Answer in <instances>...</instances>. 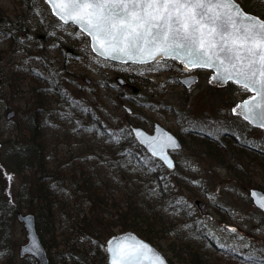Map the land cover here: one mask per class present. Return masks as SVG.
I'll return each mask as SVG.
<instances>
[{"label": "rangeland", "instance_id": "obj_1", "mask_svg": "<svg viewBox=\"0 0 264 264\" xmlns=\"http://www.w3.org/2000/svg\"><path fill=\"white\" fill-rule=\"evenodd\" d=\"M27 1L28 8L19 0H0V158L9 146L5 140L12 137L14 122L24 116L31 103L30 88L38 82L44 85L48 99H54L58 95L51 91L52 83L49 82L56 80L62 93L65 92L72 103L81 108L96 104V110L105 123L107 121L124 128H128L129 122L145 126L150 120L158 119L164 125L175 129L174 108L169 111L163 103H172L177 110L186 108L190 115L197 109H205V105L203 108L199 105V100L192 104L194 94L190 96V104L185 106L182 105V94L172 95L173 99L168 93L153 94L152 91L135 95L130 87L118 82V77H123L120 73L133 71L134 65L105 61L97 57L89 47V39L84 36L77 37L76 33L79 31L75 27L57 20L44 0H25ZM250 1L254 4L256 14L264 18V0ZM61 40L66 45L60 47ZM25 67L34 68L37 72L35 76ZM206 79L207 77L201 83L204 87H208ZM204 87L200 89L206 90ZM176 89L180 91L177 85L174 90L177 91ZM221 93L222 91H211L208 95L203 93V96L210 100L206 115L220 116L216 117L220 123L208 131L225 140L220 131L238 128L239 123L231 122L232 126L228 123L227 119L231 116L224 109L227 107L226 103L218 101ZM53 105L55 112L50 115L51 121L45 124L44 130L45 138L53 149L52 155L56 156L66 152L67 146L72 148L73 139L76 144L78 127L71 122V110L63 102L61 105L54 102ZM217 107L222 111L215 112ZM126 108H131V114L126 112ZM8 111H13L9 118L6 117ZM190 127L196 126L190 123ZM83 131L85 134L82 137L93 138L84 129ZM182 136L186 142L176 152L178 161L174 171L161 167L157 161L151 159L148 164L150 168L145 164L137 174H133L137 170L132 173L139 177H135L136 188L145 193L147 186H150L153 192L151 201L167 207L163 212L166 215L167 231L154 242H149L171 264H181L175 256L181 238L191 240L198 229L197 225H200L199 229L206 234L197 238V242L210 254L209 264H242L220 252L218 247H230L237 253L257 258V261L264 259V213L256 209L248 198L245 201L239 199L246 194L249 184L264 187L262 158L243 153L239 164H236L235 150L229 143H225L221 147H228L232 152L223 156V150L226 149H221L220 153L226 164L222 168L209 155H202L203 148L213 152L214 148L210 144H201L190 139L189 137H196L194 133H184ZM248 136L252 138L251 141H262L264 131L249 128ZM136 148L140 152V147ZM148 168L152 174H159L157 179L144 172L143 169ZM234 169L246 175L236 174ZM10 177L11 189L14 191V186L20 185V176L12 173ZM10 185L7 186L10 188ZM159 185L164 186L167 192L165 197ZM20 212L29 211L24 209ZM12 222L11 240L15 245V256L18 257V246L26 239L25 229L15 218ZM233 228L236 229L235 232L230 231ZM114 232L118 230L115 228ZM195 243L190 242L193 247H196ZM54 256L56 254H53L56 264Z\"/></svg>", "mask_w": 264, "mask_h": 264}, {"label": "trees", "instance_id": "obj_2", "mask_svg": "<svg viewBox=\"0 0 264 264\" xmlns=\"http://www.w3.org/2000/svg\"><path fill=\"white\" fill-rule=\"evenodd\" d=\"M19 1L28 8L29 1ZM237 1L245 10L256 13L252 1ZM25 68L33 77L37 73L34 68ZM49 82L51 91L58 95L48 99L42 82L30 88L31 103L24 116L14 122L12 137L5 140L9 146L1 154L0 264H38L32 256L16 257L14 253L12 221L16 219V212L24 209L35 215L36 229L50 264H54L53 254H56V264H106L104 241L115 228L131 229L154 242L167 231L163 214L167 207L151 201L150 186L145 193L136 188L135 177H139L133 176L154 158L126 128L105 123L96 104L81 108L62 93L56 80ZM54 102L57 105L63 102L71 110L69 118L78 127L76 144L69 134L73 139L72 148L67 146L66 152L56 156L52 155L44 130L55 112ZM83 129L93 138L82 137ZM223 152V156L230 155L232 149ZM149 168L143 169L144 172L157 179L159 174H152ZM134 170L137 172L133 173ZM12 173L20 176V185L14 186V191L9 179ZM159 187L165 197L164 186ZM199 226L191 240L181 238L175 253L181 264H209L210 254L197 242V238L206 234ZM191 241L197 243L196 247ZM217 249L242 264H264V259L257 261L230 247Z\"/></svg>", "mask_w": 264, "mask_h": 264}, {"label": "snow or ice", "instance_id": "obj_3", "mask_svg": "<svg viewBox=\"0 0 264 264\" xmlns=\"http://www.w3.org/2000/svg\"><path fill=\"white\" fill-rule=\"evenodd\" d=\"M46 2L63 24L79 26L76 36L90 38L91 50L105 61L155 62L148 69L155 71L166 66L157 57L171 59L189 70H213V81H231L241 90L254 93L232 112L264 129V20L245 14L234 0ZM136 135L154 157L173 167L166 153V149L177 147L172 136L147 137L139 131ZM257 204L264 209V198ZM126 240L109 241L112 264H165L147 244Z\"/></svg>", "mask_w": 264, "mask_h": 264}, {"label": "flooded vegetation", "instance_id": "obj_4", "mask_svg": "<svg viewBox=\"0 0 264 264\" xmlns=\"http://www.w3.org/2000/svg\"><path fill=\"white\" fill-rule=\"evenodd\" d=\"M61 44L66 45L64 41L61 40L59 43V46ZM158 60H160L162 65H166L165 67H160L155 71H149L148 69L155 64H149V65H139V64H131L128 63V65H134L135 69L133 71H125L123 74L120 73L123 77H118V80L120 81V85L128 86L132 89V92L136 95L137 93L142 94L146 91H152L153 94L155 93H168L170 95V98L173 99L172 95H180L182 94V105H188L190 104V96H192V104H194L196 101H200L199 105L203 108V105H205V109L203 110L197 109L194 111L192 115H190V112L188 109L183 108L180 110H177L174 107V104L172 103H163V106H167L169 111L173 109L174 113V122H175V129L171 128L170 126L164 125L162 122H159L158 119L150 120L145 126H141L138 123H128V129H130L132 126L135 127H141L146 132L152 134L154 132V129L157 125L160 124L162 127L170 131L181 143V146L185 144L186 139L182 136L184 133H194L196 134V137L192 136L189 137L190 139H195L198 143H207L210 144L213 149L212 153L206 152L207 149L203 148L201 153L209 155L212 159H214L220 167H225V161L222 158L221 155V149H227L228 147H221L222 144L229 143L231 145V148L235 150V159L236 164H239V161L242 159L241 155L243 153L250 154V155H256L260 158H262V162L264 163V140L262 141H251V137L248 136V129L249 128H258L260 130H263L259 127H255L245 121L241 116L235 115L232 112V107L238 102L245 98H247L250 95V92L243 91L234 84L231 81L226 82L222 86H214L209 82L211 71L208 69H200V68H194V69H187L185 66L180 63L179 61H174L171 59H163L160 57H157ZM124 64V63H123ZM143 73L141 75L140 73ZM207 77L206 79V85L208 87H204L201 83L203 79ZM175 85L178 86L180 89L175 91ZM232 85V86H231ZM201 87H204L206 90L200 89ZM199 90H203L202 92H198ZM211 91H218L221 92L218 96V101L221 103V101H224L226 103V112H228L229 116L227 121L232 126L231 122L239 123L238 128L231 129V130H222L220 131V134L222 138L225 140H222L220 136H217L215 134H212V132L208 131L211 128H214L218 125L219 120L217 118H220V116H209L206 115L208 113L207 108L210 105V100L206 97L204 98V95H208ZM197 95V98L195 99V96ZM136 99V98H135ZM179 102V100H177ZM212 105V102H211ZM222 111L221 108L217 107L215 112ZM126 112L128 114H131L132 110L131 108H126ZM172 115V113H171ZM192 120V121H191ZM190 123H193L196 127H190ZM264 131V130H263ZM131 136L134 138L136 142L137 139L134 137V135L131 133ZM179 149H173L170 150V154L173 157L175 161V167L172 170L174 171L177 166V157H175L176 152ZM215 151V152H214ZM248 151V152H245ZM156 161H158L161 165V167H164V165L161 163L160 160L154 158ZM240 159V160H239ZM224 164V165H223ZM251 165V163H248ZM165 168V167H164ZM166 169V168H165ZM236 174L239 175H246V173H243L241 171L235 170ZM249 173V171H246ZM254 186L248 185V188L246 190V194L239 199L241 201H245L247 198L252 203V200L249 196V189L253 188ZM254 188H258L264 192V187L262 186H256ZM234 192V191H233ZM245 193V192H243ZM237 195V192H235ZM253 205V203H252ZM254 206V205H253ZM255 207V206H254Z\"/></svg>", "mask_w": 264, "mask_h": 264}, {"label": "water", "instance_id": "obj_5", "mask_svg": "<svg viewBox=\"0 0 264 264\" xmlns=\"http://www.w3.org/2000/svg\"><path fill=\"white\" fill-rule=\"evenodd\" d=\"M44 1L46 2V0H44ZM234 2L238 5V7L245 14L253 16V17H256V18H259L261 20H264V19L260 18L259 16L244 10L242 8V6L236 0H234ZM48 6H49V9H50V12L52 13L51 6L49 4H48ZM69 23L72 24L71 22H69ZM74 26H76L79 29V26H77V25H74ZM89 47H90V38H89ZM90 49H91V47H90ZM94 54L96 55V53H94ZM111 61L121 62L119 60H111ZM214 75H215V72L213 70H211L209 82L212 85H214V86H222V85H224L226 83V82L220 81V80L213 81L211 79V77H213ZM252 95H254V93H251V95H249L247 98H245V99H243L241 101H238L232 108H234L237 104L241 103L242 101L250 98ZM12 115H13V111H8L7 114H6V117L9 118ZM155 125H157V126L154 129V132L152 134L146 132L141 127H135V126L131 127V131H132V134L134 135V137L137 139L138 143L152 157H154V156L152 155L151 151H149L148 147L145 144L141 143L140 138L137 137V135H136L137 131L143 133L147 137H160V136H168V135L172 136L173 139L176 141L177 147L176 148H168V149H166V153L169 156V158L172 160L173 167L172 168H168L167 165L164 164L163 161L159 159V157H155L156 159L160 160L161 163L167 169L171 170V169H173L175 167V161H174V159L171 156L169 151L173 150V149L181 148V143L179 142V140L170 131H168L167 129L162 127L160 124H155ZM0 147H1V142H0ZM249 196H250V198L252 200L253 205L257 209L261 210L264 213V209H261L258 206V204H257L258 200H260L261 198H264V192L262 190L258 189V188H254L253 187V188L249 189ZM16 219L19 222L22 223V225H23V227L25 229V237H26L25 241L18 246L17 255L19 257H23L25 255H30V256L35 258V260L37 261L38 264H49V258H48V255H47L46 248L43 245V243H42V241H41V239L39 237L38 231L36 229L35 215L33 213H31V212L23 213V212L18 211V212H16ZM120 237H127V240L125 241L126 243H132L134 241H140V242H143V243L147 244L156 254H158L160 257H162V259L165 261V264H171L167 260V258L155 246H153V244H151L147 239L141 237L139 234H137L135 231H133L131 229H126V230L115 232V233L109 235L105 239V241H104V252L106 254V264H112V262H111V253L108 251V243H109V241H115V239L120 238Z\"/></svg>", "mask_w": 264, "mask_h": 264}]
</instances>
